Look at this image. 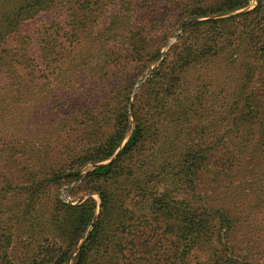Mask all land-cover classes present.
Segmentation results:
<instances>
[{"label": "trees", "instance_id": "16d2710c", "mask_svg": "<svg viewBox=\"0 0 264 264\" xmlns=\"http://www.w3.org/2000/svg\"><path fill=\"white\" fill-rule=\"evenodd\" d=\"M257 1L190 20L131 107L175 26L249 0H0V102L52 94L56 112L96 127L51 173L35 172L29 134L0 110V264H264ZM79 178L73 190L100 197L95 222L92 196L73 204L55 191Z\"/></svg>", "mask_w": 264, "mask_h": 264}, {"label": "rangeland", "instance_id": "374dc122", "mask_svg": "<svg viewBox=\"0 0 264 264\" xmlns=\"http://www.w3.org/2000/svg\"><path fill=\"white\" fill-rule=\"evenodd\" d=\"M257 3H258L257 0H249L248 5L244 8L234 10L231 12H227V13L210 15L207 17H197V18H192V19H185L183 20L181 26L180 25L175 26L173 29V33H171L169 36L168 44L164 46L162 49V57L160 58V60L154 62L150 66V68L144 72V74L139 76L138 81L133 91L131 107H132V104L134 103V97L137 94L143 82H145L146 79L150 76L151 71L160 64L161 60L164 58V56L166 55V52L170 49V47L178 41L179 36L183 34L184 26L188 22H190V20H203L207 18H218L222 16H229V15H232L238 12H245L247 10L253 9L257 5ZM1 80H3L2 74H0V81ZM34 83H36V79ZM53 87H55L54 84H51L47 88L53 91ZM28 90H38V91H41L42 93L44 92L43 88L41 87L37 88V84L35 85L33 84L31 88ZM40 97H42V95L37 97V95L35 94L33 99L21 100L19 104L14 102L13 100H8L10 102L9 105L7 103L0 102V107H3V108H0V110L4 112L3 116L8 115L11 118L10 121L18 122L17 127L23 128L25 130V132H22V133L29 134L27 137V142L25 143L27 147L30 148V146L35 145V148H36L35 152H32L30 154V160H29L30 163H28L27 165L32 166L31 169L34 170L35 172L38 170L44 169V171L47 170V172L51 173L53 165L55 166V163L57 164L61 163V162H58L61 159H66L68 157V156L65 157V154H67L66 152L70 151L78 143L76 141V137L85 135L87 132H91L94 129H96V127L94 129L92 128V129L87 130L86 129L87 125L85 123H81L78 121L73 122L70 114L66 113L65 111L64 112L60 111L59 113L56 112L53 109V107H55L56 100L53 99L52 94L51 96L44 94V97L42 98ZM89 97L91 98L94 96L91 95ZM1 105H4V106H1ZM18 107H19V111L14 112V110H16ZM9 109L12 111L8 114L7 110ZM32 111H36V112H32ZM76 114L80 115L79 112ZM122 145L116 151V153L108 160H105L99 163L91 162V163H88L87 165H84L81 168L82 170L81 176H84L87 170L97 165L104 164L103 162L107 163V162H110L112 159H114L116 154L122 148ZM63 146H65L66 148H64ZM14 170H15V167H14ZM27 172H28L27 169L20 170L19 173H15L13 175L12 179L14 180V182L16 181L18 183L21 182L22 180L27 181V176H26ZM7 177L9 176L6 174L0 175V178H1L0 180H2L3 178H7ZM81 179L82 178H79V180H76L73 183L64 182V180L61 179L59 182V185L57 183V188L55 189V191L57 192L58 196L61 199L68 201L70 203H73V204L79 203L82 200H85L86 198L92 196L98 203V207H97L95 216L93 218V222H95L100 212V203H101L100 197L95 192H89V191L83 192L79 188H76L73 190V188L81 182ZM238 181H239V178H236L234 183L237 184ZM219 190L227 191V188L220 187ZM4 192L6 191H2L1 193H4ZM25 194L26 192L23 191L22 196H24ZM226 194L230 195V191H227ZM235 197L237 198V196ZM233 198L234 196L232 195L228 199L229 201L232 202ZM260 216L262 217V215L258 213L257 214L258 219L260 218ZM91 225L89 226V228L83 235L77 247L72 251L70 262L72 261L74 256L77 254L82 243L85 241L91 229Z\"/></svg>", "mask_w": 264, "mask_h": 264}, {"label": "water", "instance_id": "95a60500", "mask_svg": "<svg viewBox=\"0 0 264 264\" xmlns=\"http://www.w3.org/2000/svg\"><path fill=\"white\" fill-rule=\"evenodd\" d=\"M103 163H105V162H103Z\"/></svg>", "mask_w": 264, "mask_h": 264}]
</instances>
